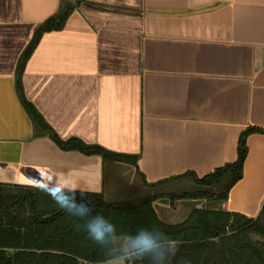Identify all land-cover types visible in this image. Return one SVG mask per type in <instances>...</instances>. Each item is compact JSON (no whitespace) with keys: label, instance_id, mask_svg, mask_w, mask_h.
Instances as JSON below:
<instances>
[{"label":"crops","instance_id":"crops-1","mask_svg":"<svg viewBox=\"0 0 264 264\" xmlns=\"http://www.w3.org/2000/svg\"><path fill=\"white\" fill-rule=\"evenodd\" d=\"M61 1L0 0V183L41 187L52 169L72 174L77 192L116 200L127 191L114 175L130 169L35 135L16 91L18 60ZM21 84L59 139L137 157L131 175L144 187L202 178L236 161L246 129H264V0H80L61 30L41 36ZM246 147L221 210L256 218L264 134ZM205 202L158 198L152 207L164 221L160 211L183 206L181 222Z\"/></svg>","mask_w":264,"mask_h":264},{"label":"trees","instance_id":"trees-1","mask_svg":"<svg viewBox=\"0 0 264 264\" xmlns=\"http://www.w3.org/2000/svg\"><path fill=\"white\" fill-rule=\"evenodd\" d=\"M79 1L62 0L56 14L35 30L18 60V97L33 123L35 135L49 136L61 151L98 156L103 164L136 167L135 156L112 153L77 138L59 139L35 107L24 98L22 73L41 36L61 30ZM251 134H264V129L250 127L240 135L235 162L217 168L202 178L187 173L173 179H192L195 188L168 195L170 200H205L215 206L212 209L193 208L179 223L162 221L152 207L155 200L165 196L163 193L115 201L108 199L104 193L76 191V198L88 204L93 214L112 220L120 231L132 233L138 228L155 225L177 239L179 250L170 258L169 264H264V203L256 218L221 210L231 188L242 179L247 156L246 139ZM40 188L0 183V264H104V250L88 239L82 228L77 227L83 221L69 216ZM135 264L150 262L145 258L135 261Z\"/></svg>","mask_w":264,"mask_h":264},{"label":"clouds","instance_id":"clouds-1","mask_svg":"<svg viewBox=\"0 0 264 264\" xmlns=\"http://www.w3.org/2000/svg\"><path fill=\"white\" fill-rule=\"evenodd\" d=\"M76 185L72 174L58 176L47 169L40 190L69 216L83 221L77 227L104 250V264H132L145 258L150 264H169L170 258L177 254L180 242L158 226L141 227L129 233L118 230L116 223L104 215L93 214L88 204L77 200Z\"/></svg>","mask_w":264,"mask_h":264},{"label":"rangeland","instance_id":"rangeland-1","mask_svg":"<svg viewBox=\"0 0 264 264\" xmlns=\"http://www.w3.org/2000/svg\"><path fill=\"white\" fill-rule=\"evenodd\" d=\"M117 165L121 166V167H124V169L128 170L130 169L129 171L131 173H133V169L131 168V166L129 165H125V164H118ZM129 174H125V173H115L116 177H119V179H121L123 182V187H126V190L124 191H127L126 194L121 197V198H117L115 201H128V200H132L134 198H137V197H141V196H144V195H147V194H155V193H163L165 196L161 197L160 199H162V202L165 203V204H170L171 202H173L172 200H170V197L168 195H176V194H179V193H182L183 191H191L195 188L194 184H193V181L192 179H183V180H180V181H174V182H171L172 184H170L169 186L167 187H163L161 189H150V188H147V187H144L142 185V181L140 180V178L135 174V176L132 177V175ZM134 174V173H133ZM117 178V180H119ZM118 183H114V185H116ZM121 184V185H122ZM124 193V192H123ZM109 199V198H108ZM120 199V200H118ZM176 200H174L175 202ZM200 201V200H199ZM214 208L215 206H213L212 204H209L208 202H205L203 205H202V208ZM182 209H183V212H184V209L183 206L180 207L178 209L177 212H180V214H171L169 212V210H167L168 212L163 214L165 210L163 211H160V213L162 214V218L164 221H168V222H171V223H176V222H179V220L185 216L183 215L184 213H182ZM163 212V213H162ZM132 264H135V261L132 262Z\"/></svg>","mask_w":264,"mask_h":264}]
</instances>
